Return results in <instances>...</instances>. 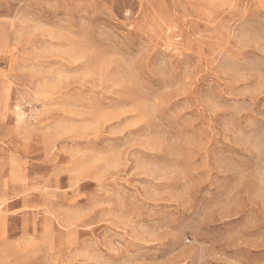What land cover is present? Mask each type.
I'll list each match as a JSON object with an SVG mask.
<instances>
[{"label": "rangeland", "instance_id": "obj_1", "mask_svg": "<svg viewBox=\"0 0 264 264\" xmlns=\"http://www.w3.org/2000/svg\"><path fill=\"white\" fill-rule=\"evenodd\" d=\"M0 264H264V0H0Z\"/></svg>", "mask_w": 264, "mask_h": 264}, {"label": "bare ground", "instance_id": "obj_2", "mask_svg": "<svg viewBox=\"0 0 264 264\" xmlns=\"http://www.w3.org/2000/svg\"><path fill=\"white\" fill-rule=\"evenodd\" d=\"M210 2V1H209ZM209 8V7H208ZM206 17V16H205ZM201 19V18H200ZM207 19V18H206ZM206 32V31H205ZM223 34V33H222ZM223 42V41H222ZM219 48V47H218ZM224 51V50H223ZM95 249V248H94ZM47 255H49V254H47ZM97 255V254H96ZM49 258V257H48ZM9 259V258H8ZM48 260V259H47Z\"/></svg>", "mask_w": 264, "mask_h": 264}]
</instances>
